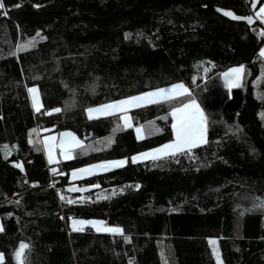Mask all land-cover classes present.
I'll return each mask as SVG.
<instances>
[{"label":"trees","instance_id":"trees-1","mask_svg":"<svg viewBox=\"0 0 264 264\" xmlns=\"http://www.w3.org/2000/svg\"><path fill=\"white\" fill-rule=\"evenodd\" d=\"M0 1V264H18L21 243L27 264H217L210 239L224 264H264V208L253 207L264 200V39L209 9L244 16L250 0ZM33 37L34 48L16 52ZM241 64L242 85L225 88L222 73ZM178 83L207 117V143L190 152L131 162L174 139L171 116L159 117L175 103L132 111L144 126L140 140L121 115H86ZM29 87L39 88L40 112ZM63 131L86 151L54 173L41 143L29 140ZM125 158L122 167L71 181L74 169ZM75 185L88 190L69 191ZM110 189L118 191L94 197ZM68 195L74 203L61 202ZM73 220L123 233L73 231Z\"/></svg>","mask_w":264,"mask_h":264},{"label":"snow or ice","instance_id":"snow-or-ice-1","mask_svg":"<svg viewBox=\"0 0 264 264\" xmlns=\"http://www.w3.org/2000/svg\"><path fill=\"white\" fill-rule=\"evenodd\" d=\"M3 5L0 4V7ZM225 16L232 17L235 20H247L249 24L252 23V16L240 17L233 15L232 12L225 11ZM257 16L264 22V7H261ZM261 36H264V31L260 33ZM37 36H40V33H37ZM43 39V37H41ZM36 46V38L33 37L31 40L26 41L23 44H17L16 52H22L27 50L28 48H34ZM15 54V53H13ZM260 54L264 56V48L260 49ZM244 65L241 64L238 67H233L228 69L227 72L222 73L224 77V82L226 88L229 90L233 88H237L241 86V80L243 75ZM207 71V70H206ZM195 80V78H194ZM27 91L31 94L32 98V107L36 112H40L42 107L39 98H38V89L36 87H29ZM176 97H185L184 100H181L178 106H174L171 108V111L167 113L165 116L159 117V119H167L168 116H171L172 123L171 129L174 139L168 143L162 144L159 147L153 148L148 152L138 153L131 157V162L136 163L138 160H143L147 158H151L152 160L159 159L161 157L172 156L175 157L177 153L185 152L188 150L189 152L193 147H196L201 144H206V124L207 117L205 112L202 110L201 106L197 103L195 98H192L191 92L188 87H186L183 83L173 84L168 88H158L153 91L145 92L139 94L137 96H130L125 99H121L118 101H113L109 104L99 105L96 107H88L85 111L88 114L89 119L94 118V114H102V115H111L115 111H120L125 113L120 117L123 122L124 128H133V124L131 122V118L126 114L129 108L141 107L145 104L159 103L161 101H169ZM60 108H53L50 112H60ZM50 114V113H44ZM119 128V125H117ZM32 131H36L33 129ZM113 131H116L114 129ZM134 131L136 133V139L140 140L144 138V126H135ZM156 131H159L157 128ZM149 134H151V130H149ZM60 139V148L62 149V155L64 159H72L71 149L73 147H81L82 151H86L83 147V142L78 139L74 133L72 132H63L59 134ZM57 138L55 136L52 137H44L42 141L37 140L33 141L29 140L31 144H40L43 143L44 148L48 155L49 163H52L54 160L53 157V148L54 145L51 143L55 141ZM107 143L110 144L112 142V137L109 136L105 138ZM40 149L37 147V151ZM5 157H7V151L5 152ZM127 162V158L122 160H111V161H102L97 164H91L83 168L74 169L72 172L73 178H77L83 175H91L96 171H107L113 167H122ZM18 168H21L23 171L22 165L17 163L15 165ZM55 173L57 170L55 168L52 169ZM91 187H98V185H91ZM138 189L140 185H135ZM75 187L69 188V191H77ZM115 192H113V195ZM107 198V197H103ZM61 200H64L63 196H60ZM69 204L74 203L72 199L67 201ZM16 203H19L17 201ZM254 208H264V200H261L253 205ZM244 213L241 212L240 215ZM73 231H82L84 225H91L96 229L97 232H106V233H123V229L118 226H105L104 221L97 220H73ZM4 228L0 225V232H3ZM125 241L129 240V237H124ZM210 244H215V240L210 239ZM28 248V245L21 243L19 249L15 252V257L17 259L18 264H27L26 257L24 255V250ZM3 259V256L0 255V260Z\"/></svg>","mask_w":264,"mask_h":264},{"label":"rangeland","instance_id":"rangeland-1","mask_svg":"<svg viewBox=\"0 0 264 264\" xmlns=\"http://www.w3.org/2000/svg\"><path fill=\"white\" fill-rule=\"evenodd\" d=\"M0 4H1V1H0ZM171 86V85H170ZM170 86H167V87H164V88H168V87H170ZM37 89H38V98H39V101H40V103H41V95H40V91H39V88L38 87H36ZM142 94V93H141ZM29 96H30V100H31V103H32V98H31V94L29 93ZM137 96V95H136ZM192 96V95H191ZM193 98V97H192ZM185 99V97H176V98H174V99H172V100H169V101H161V102H159V103H152V104H145V105H149L148 107H151V106H154V107H152V108H155V109H159L158 111L160 112L161 111V105L160 104H164L165 102L166 103H170V107H171V104H173V103H175V104H173V107L174 106H178L179 105V103H180V101L181 100H184ZM111 103V102H110ZM106 104H109V103H106ZM104 105V104H103ZM144 106V105H143ZM168 107H169V105H168ZM136 108V107H135ZM131 109H133V108H129L128 110H127V115L131 118V122H132V124H133V126H134V124H135V117H134V115L132 114V112L131 111H129V110H131ZM171 111V110H170ZM170 111H168V112H170ZM120 112V111H119ZM121 113V116L122 115H124L125 113H122V112H120ZM137 119V118H136ZM138 119H141L140 117L138 118ZM123 123V122H122ZM123 126V125H122ZM123 128H124V126H123ZM134 128H135V126L133 127V128H127V129H129V130H132L134 133V137H135V139H136V133H135V131H134ZM70 132V131H69ZM41 133V132H40ZM207 133V132H206ZM59 135V133H56V134H48V135H45L44 137H52V136H58ZM144 137H145V130H144ZM148 152V151H147ZM72 155V154H71ZM73 156V155H72ZM63 157V156H62ZM64 158V157H63ZM148 159H151V158H147V159H143V160H139V161H144V160H148ZM56 166L55 165H52V169L53 168H55ZM56 169V168H55ZM97 173H100V171L98 170V171H96V172H94L93 174H91V175H83V176H80V177H77V178H73V176H72V174H71V181H74V182H76V181H79V180H84V179H86V178H89V177H91V176H93L94 174H97ZM76 189H78V190H81L83 193L85 192V191H87L88 190V188H81L80 189V187L81 186H79V185H75L74 186ZM118 190H116V189H110V190H100V191H95V195H94V197L95 198H97V199H104L103 197H110V196H112L113 195V192H115V194H116V192H117ZM71 198L69 195L68 196H64V198ZM68 199V200H69ZM80 199V198H79ZM105 222V221H104ZM0 225H1V221H0ZM105 226H108V224H107V222H105ZM83 227V229L84 228H86V227H91V228H93L91 225H84V226H82ZM72 228H73V224H72ZM95 231H96V229L95 228H93ZM112 234H120V233H112ZM211 246H212V249H213V253H214V256H215V258H216V261H217V264H224L223 263V259H222V257H221V254H220V251H219V248H218V246H217V243H216V241H215V244H211Z\"/></svg>","mask_w":264,"mask_h":264},{"label":"crops","instance_id":"crops-1","mask_svg":"<svg viewBox=\"0 0 264 264\" xmlns=\"http://www.w3.org/2000/svg\"><path fill=\"white\" fill-rule=\"evenodd\" d=\"M262 7H264V6H262ZM260 10V9H259ZM259 12V11H258ZM264 23V22H263ZM262 48H264V46L262 47ZM262 56V55H261ZM263 58H264V56H262ZM228 71V70H227ZM227 71H225V72H227ZM224 72V73H225ZM243 73H244V70H243ZM221 78H222V82H223V84H224V86H225V82H224V77L221 75ZM242 81H243V75H242V80H241V85H242ZM225 88H226V86H225ZM228 89V88H227ZM149 105H144V106H141V107H136V108H133V109H131V110H129V111H137V110H141V109H143V108H145V107H148ZM86 115H87V117H88V114H87V112H86ZM116 115H121V113L119 112V111H115V112H113L111 115H102V114H94V118L93 119H98V118H103V117H110V116H116ZM89 119V118H88ZM93 119H91V120H93ZM134 126H140V123L139 124H134ZM126 130H129V129H127L126 128ZM63 132H69V131H63ZM63 132H60V133H63ZM59 133V134H60ZM73 133V132H72ZM50 135V134H56V133H47V134H44V135H42L41 133H40V141H42L43 140V138H44V136L45 135ZM75 136L78 138V139H80L76 134H75ZM57 139L55 140V141H52L51 143L54 145V148H53V157H54V160H53V162L52 163H49V160H48V155H47V152H46V150H45V148H44V145H43V143H41V148H42V151H43V154H44V158H45V161H46V163H47V165L51 168L50 170L52 171V165H58L61 161H64V160H67V159H64L62 156V149L60 148V146H59V144H60V139H61V137H60V135H58V136H55ZM82 142H83V145L85 144V142L82 140V139H80ZM207 140V139H206ZM79 148H81V147H73L70 151H71V154L73 155V152L75 151V150H77V149H79ZM139 161V160H138ZM113 168H117V167H113ZM113 168H110V169H113ZM109 169V170H110ZM53 172V171H52ZM73 172V171H72ZM72 172L70 173V174H72ZM100 172H105V171H100Z\"/></svg>","mask_w":264,"mask_h":264},{"label":"water","instance_id":"water-1","mask_svg":"<svg viewBox=\"0 0 264 264\" xmlns=\"http://www.w3.org/2000/svg\"><path fill=\"white\" fill-rule=\"evenodd\" d=\"M250 1H251L250 11L246 15L240 16V17L252 16L253 20H252L251 24H249L247 20H235V19H232V17L224 15L225 11H229V12H232L233 15L239 16L235 12H233L232 10L222 9V8H218V7H209V9L215 13H218L222 17H224V18H226L232 22L243 23V24H246L248 27L253 28L256 25V19H255L254 15L258 12V10L260 8L261 0H250Z\"/></svg>","mask_w":264,"mask_h":264},{"label":"built area","instance_id":"built-area-1","mask_svg":"<svg viewBox=\"0 0 264 264\" xmlns=\"http://www.w3.org/2000/svg\"><path fill=\"white\" fill-rule=\"evenodd\" d=\"M249 11H250V8H249ZM258 13V12H257ZM257 13L254 15L255 16V19H256V25L252 28L253 29V32L256 36V39L258 41L260 40H263L264 39V36H261L260 33L262 31H264V23L261 21V19L257 16ZM69 198H64V200H62L61 202L62 203H68Z\"/></svg>","mask_w":264,"mask_h":264}]
</instances>
